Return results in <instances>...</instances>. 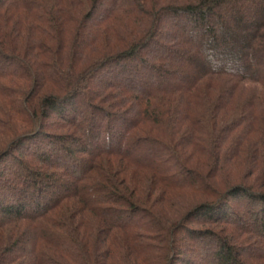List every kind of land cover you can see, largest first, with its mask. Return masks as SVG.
<instances>
[{
  "label": "trees",
  "instance_id": "obj_1",
  "mask_svg": "<svg viewBox=\"0 0 264 264\" xmlns=\"http://www.w3.org/2000/svg\"><path fill=\"white\" fill-rule=\"evenodd\" d=\"M251 236L264 0H0V264H259Z\"/></svg>",
  "mask_w": 264,
  "mask_h": 264
},
{
  "label": "rangeland",
  "instance_id": "obj_2",
  "mask_svg": "<svg viewBox=\"0 0 264 264\" xmlns=\"http://www.w3.org/2000/svg\"><path fill=\"white\" fill-rule=\"evenodd\" d=\"M229 202L231 203L233 210H235V212L241 218H245L244 215H246L247 211L252 212L250 207L245 206V204L242 206V202L240 201L238 202L237 200H230ZM242 207L244 208V210ZM242 224H243V227L253 230L251 226H249V224L246 223V221L243 222ZM191 226H192L191 228L195 229L196 225H191ZM196 228L199 229L200 231H203V228H208V227L202 226V229H201L200 226H196ZM242 239L247 240L248 237L242 235ZM259 242H260L259 239L251 236L249 237V242L244 244L242 242L240 243L239 241V243H237V246H241L240 247L241 252L245 253L242 256L243 260L247 258V260H250L253 262H259V264H264V255H263V252L261 251L262 249H264V242L261 241L262 244ZM212 244H213L212 241L209 240L207 246L213 247ZM259 246H263L262 249H260ZM179 249L181 251V255L179 256V259H178L179 262L177 264H205V262H203L199 256L198 248L194 247L192 244L189 243V245L185 247L181 246L179 247ZM187 250H190V252H188Z\"/></svg>",
  "mask_w": 264,
  "mask_h": 264
}]
</instances>
